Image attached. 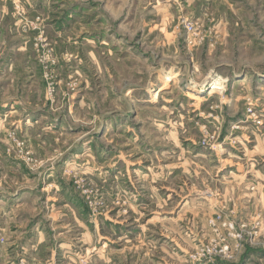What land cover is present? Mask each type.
<instances>
[{
    "label": "rangeland",
    "instance_id": "1",
    "mask_svg": "<svg viewBox=\"0 0 264 264\" xmlns=\"http://www.w3.org/2000/svg\"><path fill=\"white\" fill-rule=\"evenodd\" d=\"M7 2L4 40L34 60L14 52L15 82L0 85V96L26 98L9 116L0 103V190L36 186L15 204L46 215L53 196L94 221L96 239L113 211L131 235L137 224L150 232L167 202L184 205L175 246L184 236L190 264H264V0ZM218 76L221 89L203 85ZM29 109L45 119L25 125ZM48 112L70 127L49 129ZM206 246L218 253L199 259Z\"/></svg>",
    "mask_w": 264,
    "mask_h": 264
},
{
    "label": "crops",
    "instance_id": "2",
    "mask_svg": "<svg viewBox=\"0 0 264 264\" xmlns=\"http://www.w3.org/2000/svg\"><path fill=\"white\" fill-rule=\"evenodd\" d=\"M8 0H0V7L4 8L2 22L6 26L0 30V85L8 83L13 85L15 80L12 78V73L15 67L14 52L23 53L25 58L24 63L32 60V51L28 47L24 48L21 44L15 41V37L11 36V41L4 40L8 32ZM34 3L42 0H29ZM97 5L105 7L121 6L124 0H93ZM100 1V2H96ZM39 4V3H38ZM5 49V50H4ZM34 60V59H33ZM33 67L27 65L26 71L30 72ZM169 76V75H167ZM166 76V77H167ZM173 79L175 75H172ZM167 79V78H166ZM165 81L160 85L161 89ZM172 79V81H173ZM171 81V82H172ZM19 83V81H18ZM171 84V83H170ZM169 84V85H170ZM20 86H23L20 84ZM167 88V87H166ZM158 89V90H159ZM165 89V88H164ZM157 92V91H155ZM154 92V93H155ZM161 94V93H160ZM159 94V95H160ZM159 95L155 98L157 99ZM19 97L0 96V103L7 108L8 116L16 111V103L25 102V97L22 94ZM21 97V98H20ZM28 101V100H27ZM26 107H22L25 109ZM25 125H34L45 119L46 114L37 109H29L22 111ZM50 118L49 129H66L70 124L66 117L61 118L57 113L48 112ZM64 116V115H63ZM64 121V124L60 123ZM18 125L20 126V122ZM105 124H103L104 126ZM43 129H46L43 127ZM88 132V131H87ZM103 134H107L108 126L103 127ZM79 146L75 145L67 151V154H77ZM75 157H73L74 159ZM27 187V186H26ZM36 186L31 187L30 191H10L0 190V237L4 236L6 242H0V264H11L20 260L27 261L28 264H63L70 260L68 264H79L81 258L87 260V264H190L188 258V246L184 244V236H182V245L180 243L175 246L174 232L180 226L183 231L184 224H178L175 221L176 211L180 214L181 209L184 211V205L178 209L172 203H166L164 210H161V217L158 213L155 218L158 219L157 224L150 225V232H144L143 224H137L138 229L134 234H128L125 229L128 218H123L121 211L112 212L111 217L103 219V224L110 227V232H102L101 236L96 239L94 221H81L77 216L75 209H67L64 205L54 206L50 201L53 196L46 200L47 208L46 215L36 214L31 216L30 208H25V204L20 203L22 199L30 198L32 191ZM27 189V188H26ZM55 190L62 191L60 186L55 187ZM151 195L158 198V193L154 192ZM174 195V194H173ZM16 197V198H14ZM171 194L167 196L169 199ZM16 199V200H14ZM15 201V202H14ZM68 204V203H67ZM17 205V206H15ZM29 207V206H28ZM135 211L134 208L131 209ZM131 211V212H132ZM177 214V215H178ZM108 222V224H106ZM89 225L92 229H89ZM141 228V229H140ZM140 229V230H139ZM85 230L81 236L76 235L74 231ZM158 230H163L164 236L156 233ZM156 233V234H154ZM85 244L86 253L84 254L82 247ZM82 251V252H81ZM100 259L101 262H97Z\"/></svg>",
    "mask_w": 264,
    "mask_h": 264
},
{
    "label": "built area",
    "instance_id": "3",
    "mask_svg": "<svg viewBox=\"0 0 264 264\" xmlns=\"http://www.w3.org/2000/svg\"><path fill=\"white\" fill-rule=\"evenodd\" d=\"M184 24V27L187 29V31L189 32V33H193L194 31H195V27H194V25L191 23V22H189V21H187V20H185L184 22H183ZM212 82L213 81H211L210 83L208 82V83H205V85L204 86H207V85H212ZM222 85H223V83H222ZM222 85H220V87L222 86ZM219 87V89H221ZM211 89H213V88H211ZM215 89V88H214ZM219 89H216V90H219ZM0 241L2 242V243H4L5 242V238H0ZM228 249H229V247L227 246V245H224L221 249H220V252H225V253H227V251H228ZM216 253H218V251H217V249L216 248H214V247H210V246H206V247H203L202 249H201V252L199 253V259H203V258H213L215 255H216ZM11 264H28L27 263V261H25V260H20L19 262H14V263H11Z\"/></svg>",
    "mask_w": 264,
    "mask_h": 264
},
{
    "label": "bare ground",
    "instance_id": "4",
    "mask_svg": "<svg viewBox=\"0 0 264 264\" xmlns=\"http://www.w3.org/2000/svg\"><path fill=\"white\" fill-rule=\"evenodd\" d=\"M225 82V79H224V77L223 76H218L217 78H215V80L213 79V82H212V85H210L209 87L210 88H215V90L216 89H219V87H220V85H222V83H224ZM170 83H169V81L163 86V88H166L168 85H169ZM205 85V84H204ZM162 88V89H163ZM221 88V87H220ZM196 90V89H195ZM204 90V89H203ZM203 90H201V89H199V88H197V90H196V92H201V91H203Z\"/></svg>",
    "mask_w": 264,
    "mask_h": 264
}]
</instances>
